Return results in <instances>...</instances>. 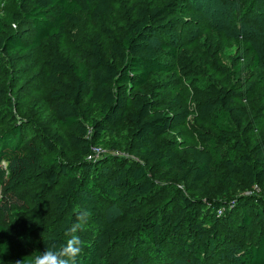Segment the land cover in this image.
I'll return each instance as SVG.
<instances>
[{
    "label": "trees",
    "instance_id": "obj_1",
    "mask_svg": "<svg viewBox=\"0 0 264 264\" xmlns=\"http://www.w3.org/2000/svg\"><path fill=\"white\" fill-rule=\"evenodd\" d=\"M19 1V8L12 16L19 30L0 38V54L11 61L21 59L44 41L54 42L64 37L66 24H78L79 14L85 15L91 26H98L100 32L86 41L87 49L76 52L71 59H54L50 72L46 73V81L55 87L50 95L49 119L66 133H52L46 125H37L26 117L0 133V171L5 162L10 169L1 185V194L5 195L3 203L9 201L15 189L49 175V167L53 165L55 172L50 174V182L61 177L67 183L63 194L55 196L56 209L59 214L69 215L48 232L31 219L10 222L4 218L0 222V264H16L20 260L31 264L36 255L45 251V242L57 248L65 245L64 231L84 211L100 230L95 240L82 246L76 264H108L115 245L132 237L136 241L124 245L114 264L153 260L169 236V228L155 221L148 223L136 214H140L142 203L157 189L155 171L170 170L183 191L191 193L203 191L201 185L215 179L213 156L208 150L189 148L190 159H181L171 146L161 147L158 143L160 137L185 125L189 110L178 98L164 104L161 110L152 96L150 76L171 71L168 57L176 58L180 65L183 60L173 48L153 46L151 37L157 33L173 36L171 19L179 20L175 17L176 11L187 0H168L162 6L150 0L148 6H135L124 33L108 40V50L102 45L103 33H107V21L113 15V6L120 0ZM249 3L250 0L246 2ZM245 85L249 87L240 79H234L230 88L219 89L216 96L203 100L198 108V116L209 120L217 132V140L224 144L233 142L239 155L237 164L225 163L222 185L228 187L229 196L238 188L245 191L254 185L264 186V162L259 161L263 157L264 141L259 140L254 147L258 158L253 161L236 140L237 133L233 129V123L240 126L245 117L242 110L233 106L234 92ZM92 103L99 105V117L88 125L83 118ZM124 120L130 124L127 152L145 165L123 163L115 185L109 186L107 181L99 188L88 157L93 153V145H102L103 133L116 129ZM35 133L39 134V141L32 137ZM58 149L65 151L66 159H50L49 167H45V152ZM71 151L74 154L70 155ZM259 165L263 170H258ZM184 193L177 195L181 208L171 224L177 231L184 226L186 213L195 206ZM100 196L117 204H128L132 216L103 224ZM227 202L234 205L233 198ZM255 206L257 216L264 219V196L256 199ZM220 207L222 204L217 206ZM242 216L241 225L252 223L245 211ZM189 249V244H185L176 252L185 255ZM204 249L205 246L199 251L203 253ZM195 259L194 264H197L200 258L195 256ZM152 264L172 263L166 259ZM231 264H264V237L232 257Z\"/></svg>",
    "mask_w": 264,
    "mask_h": 264
},
{
    "label": "rangeland",
    "instance_id": "obj_2",
    "mask_svg": "<svg viewBox=\"0 0 264 264\" xmlns=\"http://www.w3.org/2000/svg\"><path fill=\"white\" fill-rule=\"evenodd\" d=\"M150 0H120L113 6V15L106 24L107 33H103L102 45L108 50V40L124 33L126 24L135 7H145ZM162 6L168 0H151ZM187 0L181 5L175 17L174 33L165 37L157 33L151 37L155 47L167 46L182 55L183 65L176 58H169L171 71L153 73L149 78L152 96L164 108V104L175 98L180 99L189 110L184 126L159 138L161 147H172L181 159H190L188 149H205L213 156L212 170L215 181L202 184L203 191L191 193L183 191L172 174L166 168L154 173L157 189L141 206L136 217L145 218L148 223L155 221L163 228H169V236L153 260H139L138 264H152L161 260L172 264H231L232 257L240 254L258 238L264 237V219L257 216L256 199L264 196V186L254 185L252 189L232 190L222 185L225 163L237 164L239 155L233 142L221 143L217 132L208 119L198 116L199 104L217 95L219 89H228L234 79L248 84L237 89L233 106L244 112L240 126L233 123L240 142L253 161L258 158L254 153L257 142L264 141V0ZM19 0H0V38H4L19 26L13 20V14L19 8ZM76 25L66 24V34L54 42H46L27 53L21 59L11 61L0 54V133L10 130L21 118H29L40 126L46 125L52 133H66L58 130L49 119L48 107L50 95L55 87L46 81L51 62L56 58L68 59L82 49H87L86 41L100 32L98 26H91L83 14L78 15ZM27 28V27H26ZM256 60V61H255ZM99 117V105L92 103L83 120L91 125ZM23 124V123H22ZM130 131L128 120L102 135V145H93L91 173L96 177L95 184L101 188L105 182L115 185V178L123 163L145 165L138 162L127 152ZM40 140L38 133L32 135ZM64 150L45 152V167L50 159H66ZM74 151L70 152V155ZM264 162V150L261 160ZM51 173L55 167L50 165ZM258 170H263L259 165ZM0 176V222L5 218L10 222L31 219L45 232L59 225L64 214H59L55 196L62 195L67 183L57 178L50 182V174L31 181L10 193L9 201L4 204L5 195L1 194L3 180L10 174L9 163H2ZM185 192V193H184ZM184 193L195 203L194 208L185 215V224L180 230L171 227L178 215L180 206L177 195ZM103 194V193H102ZM104 195V194H103ZM234 199V205L227 202ZM103 224L113 220L128 219L132 216L128 204H117L100 196ZM222 204L219 209L217 206ZM218 209V210H216ZM245 211L252 223L240 224ZM216 213V214H215ZM92 218L88 216L86 228L78 231L82 246L90 244L99 234ZM239 222V224H237ZM70 229V228H69ZM68 229V230H69ZM64 231L66 241L71 238ZM131 238L120 242L111 250L108 264H114L121 250ZM205 243V244H204ZM189 244V251L182 255L177 248ZM205 246L204 252L199 251ZM79 261L78 258L76 262Z\"/></svg>",
    "mask_w": 264,
    "mask_h": 264
},
{
    "label": "clouds",
    "instance_id": "obj_3",
    "mask_svg": "<svg viewBox=\"0 0 264 264\" xmlns=\"http://www.w3.org/2000/svg\"><path fill=\"white\" fill-rule=\"evenodd\" d=\"M88 216L89 213L84 211L76 217V222L68 230L72 234L71 238L65 245L57 248L55 244L49 245L45 242V251L36 255L31 264H76V260L82 252V241L75 233L86 228ZM16 264H23V261H17Z\"/></svg>",
    "mask_w": 264,
    "mask_h": 264
},
{
    "label": "built area",
    "instance_id": "obj_4",
    "mask_svg": "<svg viewBox=\"0 0 264 264\" xmlns=\"http://www.w3.org/2000/svg\"><path fill=\"white\" fill-rule=\"evenodd\" d=\"M92 155H93V153H92ZM92 155H91V156H92ZM91 156H89V157H88V159H90V158H91Z\"/></svg>",
    "mask_w": 264,
    "mask_h": 264
}]
</instances>
